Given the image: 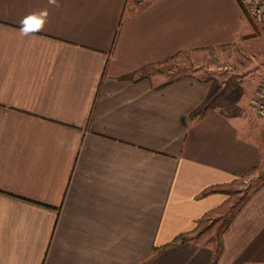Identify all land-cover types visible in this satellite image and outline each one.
Listing matches in <instances>:
<instances>
[{
    "label": "crops",
    "instance_id": "obj_1",
    "mask_svg": "<svg viewBox=\"0 0 264 264\" xmlns=\"http://www.w3.org/2000/svg\"><path fill=\"white\" fill-rule=\"evenodd\" d=\"M58 3L0 0V264H264V66L226 87L211 54L252 33L241 2Z\"/></svg>",
    "mask_w": 264,
    "mask_h": 264
},
{
    "label": "rangeland",
    "instance_id": "obj_2",
    "mask_svg": "<svg viewBox=\"0 0 264 264\" xmlns=\"http://www.w3.org/2000/svg\"><path fill=\"white\" fill-rule=\"evenodd\" d=\"M245 15L250 22L252 33L247 35L241 43H236L222 50L211 51L212 56H215V60L213 61L216 65L215 67L218 68L219 66L217 65H222L218 70L226 87L235 83L236 72H239L240 69H242L241 72H245L260 62L264 66V23H256L246 12ZM181 58L180 56H175L148 69L154 71L163 70L174 75L184 68ZM255 58H258L257 61L252 63V60H255ZM261 175H263L262 172L258 176L248 179L242 178L233 184L232 188L234 192L232 193L230 204L228 203L221 210L214 211L206 217L201 222L198 231L208 238L216 237L228 223L235 208L240 205L247 193L261 180Z\"/></svg>",
    "mask_w": 264,
    "mask_h": 264
},
{
    "label": "built area",
    "instance_id": "obj_3",
    "mask_svg": "<svg viewBox=\"0 0 264 264\" xmlns=\"http://www.w3.org/2000/svg\"><path fill=\"white\" fill-rule=\"evenodd\" d=\"M157 0H133L137 8L149 5ZM244 11L256 22L264 23V0H239ZM250 110L259 117H264V77L257 84L250 100Z\"/></svg>",
    "mask_w": 264,
    "mask_h": 264
},
{
    "label": "clouds",
    "instance_id": "obj_4",
    "mask_svg": "<svg viewBox=\"0 0 264 264\" xmlns=\"http://www.w3.org/2000/svg\"><path fill=\"white\" fill-rule=\"evenodd\" d=\"M50 4L59 7L58 0H49ZM49 12L47 9L31 11L20 21L19 35L22 38H29L36 33L43 31L48 22Z\"/></svg>",
    "mask_w": 264,
    "mask_h": 264
}]
</instances>
